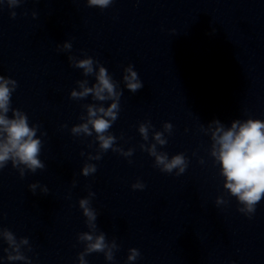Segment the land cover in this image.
<instances>
[{
    "label": "water",
    "instance_id": "1",
    "mask_svg": "<svg viewBox=\"0 0 264 264\" xmlns=\"http://www.w3.org/2000/svg\"><path fill=\"white\" fill-rule=\"evenodd\" d=\"M87 58L93 72L86 75L75 65ZM129 65L143 83L136 93L123 80ZM100 66L122 92L104 133L115 138L106 151L90 124L91 135L72 131L88 122L90 105L113 103L71 96L96 83ZM0 75L17 82L8 116L26 114L41 141L43 169L11 161L0 169V233L27 238L21 252L31 264H79L82 233H103L114 255L109 262L93 252L87 264H128L130 248L140 252L134 264H264V198L251 219L237 210L211 155L209 129L214 119L225 127L264 120V0H113L105 9L87 0L12 7L3 0ZM153 144L169 158L182 153L185 172H162L148 151ZM85 166L96 171L84 176ZM137 183L145 188L133 190ZM81 199L96 214L95 228ZM6 246L0 238V264H9Z\"/></svg>",
    "mask_w": 264,
    "mask_h": 264
},
{
    "label": "clouds",
    "instance_id": "2",
    "mask_svg": "<svg viewBox=\"0 0 264 264\" xmlns=\"http://www.w3.org/2000/svg\"><path fill=\"white\" fill-rule=\"evenodd\" d=\"M112 3L113 0H87V6L101 9L107 8ZM8 4L10 7L16 6L18 0H8ZM15 15L12 13L13 18ZM63 47L70 48L71 45L65 43ZM75 66L83 68L86 75L93 72V60L91 58L79 60ZM125 73L123 80L127 90L136 93L143 88V83L133 65H129L125 69ZM80 87L81 91L73 90L71 92L72 97H85L91 94L99 101L113 100V103L106 109L103 106L90 105L88 107V122L74 126L72 129L73 133L84 132L91 135L90 124L97 133L101 149L106 151L112 147L115 138L105 136L104 133L117 119L118 101L122 92L116 91V85L103 66L99 67L96 73V83L92 87H86L83 83ZM16 88L17 82L14 79L0 75V169H3L11 161L13 167L23 165L28 171L35 173L37 169L44 168V164L39 159L41 141L36 135L37 127L29 126L27 115L19 110L12 109L11 118L8 116L11 96ZM164 127L165 130H168L172 125L166 123ZM209 129L213 141L211 155L219 165L220 174L224 178V188L240 205L237 210L251 219L256 212L257 204L264 198V120L237 119L233 120L229 127H225L220 120L214 119L210 122ZM139 132L145 140L148 139V128L145 125L140 126ZM154 139L160 145L166 143L163 134L160 132L154 134ZM148 151L150 155L155 156L156 164L161 166L162 172L172 173L176 169L178 176L185 172L187 161L182 153L169 158L167 154H157L155 144ZM95 171L94 166H85L82 174L88 176ZM23 175L24 170L21 169L22 178ZM28 187L35 195L37 183L29 184ZM144 188V184L132 185L133 190H143ZM42 191L47 193L48 190L44 188ZM79 204L83 210V215L87 217L89 226L95 228L96 214L88 206L89 201L81 199ZM0 238L7 245L4 248L5 257L2 259L8 261L9 264L16 261L31 264V260L21 252V245L29 243L27 238H21L17 242L15 234L8 229H4L0 233ZM79 239L86 242L84 250L77 254L79 264H87L85 256L93 252H103L105 259L109 262L114 259L112 249L108 248L103 233L97 236L82 233ZM112 247L114 248L116 245L113 244ZM106 248H108L107 251H105ZM128 251L127 262L134 264L140 256V252L136 248H130Z\"/></svg>",
    "mask_w": 264,
    "mask_h": 264
}]
</instances>
